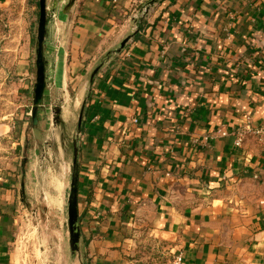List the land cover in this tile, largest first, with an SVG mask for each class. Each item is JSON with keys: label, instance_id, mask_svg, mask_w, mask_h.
Listing matches in <instances>:
<instances>
[{"label": "crops", "instance_id": "1", "mask_svg": "<svg viewBox=\"0 0 264 264\" xmlns=\"http://www.w3.org/2000/svg\"><path fill=\"white\" fill-rule=\"evenodd\" d=\"M70 1L45 0L37 123L55 103L64 121L82 112L84 264H134L138 232L167 241L179 264H264V152L250 135L234 146L232 132L264 119V0ZM24 40L0 51V102L11 108L0 118V264H13L19 166L35 154Z\"/></svg>", "mask_w": 264, "mask_h": 264}, {"label": "rangeland", "instance_id": "2", "mask_svg": "<svg viewBox=\"0 0 264 264\" xmlns=\"http://www.w3.org/2000/svg\"><path fill=\"white\" fill-rule=\"evenodd\" d=\"M37 12L33 0H11L8 5L0 7V51H11L18 41L25 39L24 41L28 42L30 39V43H26L24 47V54L28 51L32 54L30 70L33 83ZM17 46L19 51L22 45L20 43ZM5 60L1 55L0 61ZM17 77H20V74H12L9 80L12 79L13 82ZM4 78L5 74L0 71V82H3ZM8 84L9 88L10 83ZM14 90L15 85L12 86L13 95L21 98ZM25 99L30 113L32 96ZM20 103L24 102L18 99L16 104ZM55 105L54 118L51 121L41 120L40 124L35 125L30 123V128L27 129V145L32 147L35 154H32L31 159L28 158L29 155L25 159L22 158V164L19 166L25 186L19 190L20 202L14 214L13 264L84 263L83 250L79 251L78 248L75 253L70 251L67 222V199L75 153L72 144L77 145V120L80 110L77 108L70 118L64 121L59 103ZM7 108L11 110L0 102V118L2 111ZM36 126L38 130L36 128L35 133H39L31 137L30 130ZM168 244L165 240L138 232L132 238L130 257L134 264H179L176 262L178 253L170 252Z\"/></svg>", "mask_w": 264, "mask_h": 264}, {"label": "water", "instance_id": "3", "mask_svg": "<svg viewBox=\"0 0 264 264\" xmlns=\"http://www.w3.org/2000/svg\"><path fill=\"white\" fill-rule=\"evenodd\" d=\"M73 0L70 1L71 4ZM38 22L36 31L35 48V81L32 87V101L30 108V122L37 124V111L42 104V97L47 86L46 59L44 56V40L47 31L46 3L45 0H38ZM127 39L123 40V46ZM82 112L80 111L77 120V127L80 128ZM77 184H78V165L77 156L74 153L72 161V173L70 179V188L67 199V222L69 232V247L71 253H75L79 247L80 227L77 212Z\"/></svg>", "mask_w": 264, "mask_h": 264}, {"label": "built area", "instance_id": "4", "mask_svg": "<svg viewBox=\"0 0 264 264\" xmlns=\"http://www.w3.org/2000/svg\"><path fill=\"white\" fill-rule=\"evenodd\" d=\"M50 19L54 22L57 19V15L54 12L49 13ZM136 122V120H134ZM234 140L233 144L236 147H241L243 140L247 135H250L254 138L256 143L259 145L261 150L264 152V119L256 124H251L249 122H243L239 126H235L232 129ZM181 254H178L176 257V262L180 263Z\"/></svg>", "mask_w": 264, "mask_h": 264}, {"label": "trees", "instance_id": "5", "mask_svg": "<svg viewBox=\"0 0 264 264\" xmlns=\"http://www.w3.org/2000/svg\"><path fill=\"white\" fill-rule=\"evenodd\" d=\"M33 4L36 6V8L38 9V12H37V15H38V13H39V8H38V0H33ZM37 20H38V17H37ZM83 111H84V104H83ZM72 147L74 148V151H75V153H76V151L78 150V147H77V145H76V143L74 144H72ZM78 219H79V222H80V216H78ZM84 264V263H83Z\"/></svg>", "mask_w": 264, "mask_h": 264}]
</instances>
